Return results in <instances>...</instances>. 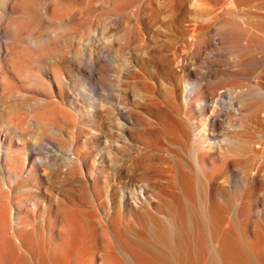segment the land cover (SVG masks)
Here are the masks:
<instances>
[{
  "label": "bare ground",
  "instance_id": "bare-ground-1",
  "mask_svg": "<svg viewBox=\"0 0 264 264\" xmlns=\"http://www.w3.org/2000/svg\"><path fill=\"white\" fill-rule=\"evenodd\" d=\"M255 1L202 0L190 20L183 0L128 16L63 11L73 0H0V121L29 139L27 153L0 151V264H264V59L258 77L241 55L236 85L221 90L198 81L193 60L215 49L217 8L232 14L259 8ZM55 20L67 21L70 37L47 44L38 29L55 32ZM82 42L97 43L96 60L108 67L95 66L84 86L92 135L68 141L63 128L78 127L63 107L64 71L85 77ZM130 81L140 90L133 107ZM77 95L68 96L81 103ZM46 148L70 161L49 163ZM48 165L56 168L42 171ZM31 194L49 203L38 223L28 221Z\"/></svg>",
  "mask_w": 264,
  "mask_h": 264
},
{
  "label": "rangeland",
  "instance_id": "rangeland-1",
  "mask_svg": "<svg viewBox=\"0 0 264 264\" xmlns=\"http://www.w3.org/2000/svg\"><path fill=\"white\" fill-rule=\"evenodd\" d=\"M162 1L164 0H73V2L71 3L73 4V6H62L61 8H64L63 11H72V8H88L92 16H94L99 11V8H128V10L126 11V14L128 16L131 11L130 8L137 10L139 8H150L151 5H154L157 8L158 4ZM177 1L178 0H176V2ZM204 1L212 2V0ZM183 2L184 8L187 9V19L191 20L196 16L202 14V0H183ZM255 4H258L259 8H243L244 11H242L241 8H234L235 12H233L232 14H229L228 12L233 8H217V10L214 12H218L217 18L211 19L210 22V30L213 38H211L210 41H212L215 49H212V46L204 47V49H202V52L199 53V57L195 59V55L191 50L193 49V47H195V41H191L190 44L186 45V47L183 48V56L188 57V59L194 58L193 60H195L198 68L197 78L198 81H200L203 85H206L207 81L216 83L218 82L217 85L219 86L220 90L236 85V77H234L235 69L240 70L245 68L239 65L241 55L249 58L248 67L249 69L253 70L254 75H258V77H260L263 74L261 73L259 67L256 68V66H258L256 62L259 58L264 59V0H256ZM171 7L177 8L175 1L174 6H162L161 8ZM35 13L40 16L42 14V10L40 8H36ZM66 13L69 14L68 12ZM65 19H67V17ZM75 21L76 20L74 19L73 22ZM64 22L67 23L66 20H55L54 25L57 26V30L53 33H47L42 28L38 29L42 37L45 40L47 39V44L49 41L59 36H63L64 39L68 40V37H70L69 32L71 31V29L65 28L64 26L69 25H66ZM130 23L131 19L129 18L128 24ZM257 28H261L262 31L257 32ZM258 34H261V36H258ZM195 38L197 37H194V39ZM248 41H250V43L252 44V48L250 51H245L242 46L245 45ZM84 43L85 42H82L77 47V53L79 62L83 67L87 68L86 71H83L85 77L80 75L79 73L74 74L70 73L69 71H64V90L66 98L63 107L68 112H70L73 120L76 122V125L78 127L77 132H75V128L69 130H67L65 127L63 128V135L68 141L76 136L78 132L83 138L92 135L94 128V118L91 114V108L86 106L84 103V92H86L84 86L88 87L87 83L89 84L94 80L92 71L95 66L108 67L107 65L101 64L98 60H96V56H98V53L96 52L98 49L97 43H91L89 44V46H85ZM129 57L131 58L130 55ZM115 74L116 72H113L111 75L107 74V77L111 80H115L117 76ZM9 79L17 85H20V82H16L11 78L10 73ZM75 79H78L77 83L75 82ZM148 81H151L155 85L156 89L160 87V83L154 74L150 75V79H148ZM126 92L128 103H130L131 107H133V105L131 104L133 102L130 98L134 93L139 94L140 90L130 81L129 86L126 87ZM76 93L78 94L77 97L79 98L81 103L72 102V99L68 96L70 94ZM15 111H19L24 116L25 120L34 122L31 118V114L26 109ZM4 118L5 116L2 118V121H0V151H8L10 153L19 152L21 154L27 153V144L29 142V139L20 135L19 131L11 128L4 120ZM130 120L133 121V119L131 118ZM3 123L6 124L7 128L3 125ZM64 149L66 148H63L62 151L66 152ZM82 149L84 151V148ZM43 153H45L44 157L46 161L50 160L49 163L54 162L55 164H62L65 167L67 165L66 162L70 161V159L66 157V155L57 156L53 151L48 150L47 148L43 150ZM52 168L56 167L48 165L43 167L42 171L50 172V169ZM78 168L85 172L87 171L85 162L83 160H80ZM52 182V178H49L43 183V185L45 187H51ZM28 197L34 198V200H29L26 205V208L30 211V216H28L29 223H38L41 218H47V208L49 206L48 201L41 198V196L39 195H35L34 197L31 194ZM7 262L8 261L6 260L5 263Z\"/></svg>",
  "mask_w": 264,
  "mask_h": 264
}]
</instances>
